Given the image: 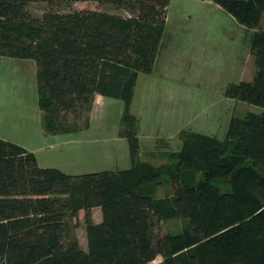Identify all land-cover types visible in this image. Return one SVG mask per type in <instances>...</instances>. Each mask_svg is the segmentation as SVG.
I'll return each mask as SVG.
<instances>
[{"label": "trees", "instance_id": "16d2710c", "mask_svg": "<svg viewBox=\"0 0 264 264\" xmlns=\"http://www.w3.org/2000/svg\"><path fill=\"white\" fill-rule=\"evenodd\" d=\"M77 1L97 8L52 9ZM210 1L253 32L254 75L224 94L261 111L232 117L224 139L182 131L173 162L154 165L140 159L130 104L138 75L154 68L169 0H0V65L35 61L45 132L79 130L80 109L89 111L95 94L118 98L131 160L121 170L68 174L0 138V264H150L157 256L159 264H264V0ZM33 2L50 9L34 15ZM164 176L172 190L157 198ZM80 210L85 249L71 230ZM168 218L184 221L180 232L160 231Z\"/></svg>", "mask_w": 264, "mask_h": 264}, {"label": "rangeland", "instance_id": "374dc122", "mask_svg": "<svg viewBox=\"0 0 264 264\" xmlns=\"http://www.w3.org/2000/svg\"><path fill=\"white\" fill-rule=\"evenodd\" d=\"M95 8L97 5L92 1H77L70 6L58 4L52 7L60 12ZM29 9L32 14L38 16L50 7L45 2H33ZM101 9L125 14L108 4L103 5ZM261 23L264 25V16ZM252 34V31L243 29L227 12L209 0H169L162 46L156 57L154 72L150 74L153 75L152 79H149L152 80V85L144 91L142 79H145L146 74L140 73L139 84L135 87L133 108L137 118L144 122L146 131L151 132V135L156 132L160 137L161 134L170 135L172 132L171 145L181 140L182 131H195L222 139L232 117L241 118L248 112H260L261 107L258 105L235 100L224 94L230 82L248 80L249 76L253 75L251 65L255 71L252 56L251 60L248 56L246 65H243L244 57L249 52ZM23 76L30 78L28 72ZM170 86L180 98L177 107L175 103L164 100L170 95L167 91ZM123 110L122 100L106 97L104 103H99L90 114H87L88 111L83 106L77 120L70 116V121L76 120L79 125L83 123L86 114L87 117L90 115L88 130L75 136L86 135L87 138L97 139V144L102 145L101 156L86 159L94 165L86 170H117L129 166L128 148H123L121 141L112 138L108 140L114 134L115 125H121ZM164 122L167 124L165 130L161 127ZM151 143L152 140L149 141L150 145ZM162 145H165L164 141L157 142L153 145L154 150H170ZM170 154L148 157L142 155L140 159L155 165L171 164L173 157ZM48 155L50 158L53 154ZM171 190L168 177L164 176L162 183L154 189V196L166 197ZM83 215L84 212L79 211L72 219L71 230L79 242L84 244L86 238ZM97 216L98 214L95 215ZM159 226L162 233L173 234L181 231L184 221L168 218L161 220ZM161 261L162 257L157 256L150 264H159Z\"/></svg>", "mask_w": 264, "mask_h": 264}, {"label": "crops", "instance_id": "0c3cea01", "mask_svg": "<svg viewBox=\"0 0 264 264\" xmlns=\"http://www.w3.org/2000/svg\"><path fill=\"white\" fill-rule=\"evenodd\" d=\"M229 16L238 25H240L230 14ZM248 56H249V60H251V56L253 57V55L250 52V46H249V52H247V56L244 57L243 60L244 66L246 65ZM251 68H252V73L254 75V69L252 65ZM25 72L26 73L28 72L30 74V78L23 76ZM150 74L151 72L144 75L145 79H142L145 87L144 91H147V89H149L152 85V80L149 79H152L153 75L150 76ZM253 75L249 76L250 77L249 79H251ZM173 76H177V75H173ZM140 78H141L140 75H138L136 82L134 84L132 100L130 104V111L132 114H134L138 122L139 156L142 157V155H144L145 157H148V155H155V154L165 156L167 153L169 154L172 152H177L181 147L182 141L178 140L173 145H171L170 142L173 139L172 132L170 135L161 134L162 135L161 137L158 136L156 132L153 135H151L150 134L151 132L148 133L146 131L147 129L143 127L144 122H142L141 120H139V118H137L136 116L137 114H135L133 104L135 100V95H134L135 87L139 84ZM167 91L168 94L170 95L166 97L164 100H167L168 102L171 103H175L176 104L175 107H177V104L180 103L179 102L180 98L177 95L178 93L176 92L175 89L173 90L171 86L169 87V89H167ZM105 98L106 96L95 94L93 97L90 110L87 112V114L88 113L90 114L93 111V109L97 107L99 103L100 104L104 103ZM87 114L84 118L85 122L83 121V123H80V128L76 132H69L62 134L46 133L42 122V111L38 105L35 61L33 59H28V58L2 59L0 65V138L12 142L24 148L26 151L31 152L35 156L40 166L56 167L68 174L93 172L90 170H86L94 166L93 162L91 161L87 162L86 159L97 158L98 156H101L103 154V151L100 149V146L102 145L97 144L98 142L97 139L87 138L86 135L75 136L77 135V133L84 134L83 132H85V130H88L90 124L89 123L90 115H88L87 117ZM120 126L121 125H117V124L115 125L114 134L108 140H111L112 138L116 141L119 142L121 141L122 144L124 145L123 148L126 147V149L128 148L129 151L127 139L124 136L120 135ZM158 126H160V124ZM166 126L167 124L165 122L161 125V127H163L164 130L166 129ZM150 140L153 141L151 145L149 144ZM101 141L104 142L105 140H101ZM159 141H164L165 145L162 146H165L167 147V149L170 150L169 151L164 150L159 152L154 150L153 145L154 144L156 145V143ZM49 153L53 154L50 158L48 155ZM53 157L54 159H52ZM142 161L149 162L148 160H142ZM130 165H131V160H129L128 167H130ZM103 170H111V169L104 168ZM117 170H121V169H117ZM81 211L83 210H80V212ZM92 214H93L92 218L95 222L100 221L101 211L99 207H94L92 209ZM96 214H98L97 217H95ZM79 243L81 247L85 249L86 242L83 244L80 241Z\"/></svg>", "mask_w": 264, "mask_h": 264}]
</instances>
